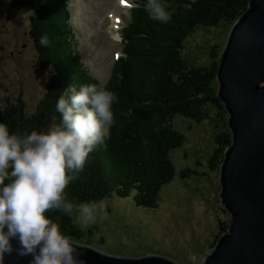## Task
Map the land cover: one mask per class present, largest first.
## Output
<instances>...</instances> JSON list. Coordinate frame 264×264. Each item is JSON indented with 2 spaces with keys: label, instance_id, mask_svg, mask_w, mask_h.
Returning a JSON list of instances; mask_svg holds the SVG:
<instances>
[{
  "label": "trees",
  "instance_id": "16d2710c",
  "mask_svg": "<svg viewBox=\"0 0 264 264\" xmlns=\"http://www.w3.org/2000/svg\"><path fill=\"white\" fill-rule=\"evenodd\" d=\"M137 1L122 28V55L103 86L117 97L113 102L114 123L103 144L90 153L84 170L65 192L74 204L128 199L133 211L143 214L145 207L155 209L160 188L174 175L168 150L180 145L182 136L169 128L168 118L174 113L192 118L191 104L208 90V101L220 105L221 110L224 107L216 94L220 50L212 45L206 64L187 67L180 54L185 37L196 26H231L249 0H161L171 13L167 23L151 19L144 9L146 0ZM16 2L30 12L27 33L36 50L35 65L48 71L45 89L34 111L27 112L20 98L1 100L0 123L6 124L10 133L25 135L33 130L47 131L59 123L61 116L56 104L69 85L79 89L83 84L96 83L86 72L80 54L69 52L73 39L66 0ZM41 36L48 37L47 47L41 45ZM0 91L7 90L0 84ZM223 111L226 112L225 108ZM226 119L221 126H227ZM222 136L221 142L216 137L219 146L214 149L217 167L231 141V133L224 132ZM156 140L162 146L158 154ZM47 215L59 224L62 234L75 241L90 243L84 234L92 236L97 230L82 228L75 216L58 211ZM153 228L154 224L149 229Z\"/></svg>",
  "mask_w": 264,
  "mask_h": 264
},
{
  "label": "rangeland",
  "instance_id": "374dc122",
  "mask_svg": "<svg viewBox=\"0 0 264 264\" xmlns=\"http://www.w3.org/2000/svg\"><path fill=\"white\" fill-rule=\"evenodd\" d=\"M67 4L74 39L71 41L75 43L71 42L69 52H79L95 83L104 86L114 60L112 51L120 46L107 29L110 20L105 15L106 9L121 15L119 28L128 20L129 10L119 7L117 0H67ZM230 27L219 23L196 26L189 32L180 50L186 66L206 64L212 45L221 51ZM27 30L28 11L15 9L12 0H0V84L7 90L2 92L0 103L3 97L14 101L20 98L25 110L31 112L45 89L48 71L35 65L36 50ZM210 94L205 91L191 104L192 118L174 113L167 120L169 128L181 134L182 141L168 150L174 175L160 188L155 209L145 207V213L140 214L133 211L130 200L109 198L104 201L109 207L107 216L103 219L98 216L88 226L97 230L92 236L85 233L90 243H83L123 256L154 252L181 264H202L218 241L219 233L228 229L230 218L221 203L219 166L213 158L214 149L219 146L216 137L221 142L222 133H230L227 126H221L228 114L224 107L221 110L220 105L208 101ZM158 142L155 141L157 154L162 150ZM75 222L80 225L76 218ZM152 224L156 228L150 230Z\"/></svg>",
  "mask_w": 264,
  "mask_h": 264
},
{
  "label": "clouds",
  "instance_id": "9594fccd",
  "mask_svg": "<svg viewBox=\"0 0 264 264\" xmlns=\"http://www.w3.org/2000/svg\"><path fill=\"white\" fill-rule=\"evenodd\" d=\"M144 9L153 20L171 19L161 0H146ZM40 43L47 47L48 37ZM116 99L97 84L69 85L56 104L61 119L47 131L19 135L0 123V264L13 254L30 257L29 264H84L78 246L47 213L75 216L84 229L107 216L104 201L74 204L65 189L107 138Z\"/></svg>",
  "mask_w": 264,
  "mask_h": 264
},
{
  "label": "water",
  "instance_id": "95a60500",
  "mask_svg": "<svg viewBox=\"0 0 264 264\" xmlns=\"http://www.w3.org/2000/svg\"><path fill=\"white\" fill-rule=\"evenodd\" d=\"M216 80L231 133L218 176L221 203L230 218L202 264H264V0H249L232 23ZM71 241L83 253L84 264H181L154 252L123 256ZM29 259L13 254L4 264H29Z\"/></svg>",
  "mask_w": 264,
  "mask_h": 264
},
{
  "label": "bare ground",
  "instance_id": "6f19581e",
  "mask_svg": "<svg viewBox=\"0 0 264 264\" xmlns=\"http://www.w3.org/2000/svg\"><path fill=\"white\" fill-rule=\"evenodd\" d=\"M106 8H107V6H106ZM116 8V7H115ZM109 12L110 10H107L106 9V12ZM113 12H116V11H114L113 10ZM115 15H117V12L116 13H114ZM106 15V14H105ZM110 27L112 28L111 29V31L113 30V29H115L117 26L115 25V22H113L111 25H110ZM113 31H115V30H113ZM113 36H114V38H116V36H117V38H118V32H117V30L113 33ZM156 88V87H155ZM152 91V90H151ZM155 94V93H154ZM151 95H152V93H151ZM138 96H140L139 95V93H138ZM153 98V97H152ZM156 98V97H155ZM146 99V98H145ZM151 100V99H150ZM118 101V100H117ZM140 103V102H139ZM125 146V145H124ZM123 150H124V148H123ZM171 169V168H170ZM179 171V170H178ZM181 171V170H180Z\"/></svg>",
  "mask_w": 264,
  "mask_h": 264
}]
</instances>
